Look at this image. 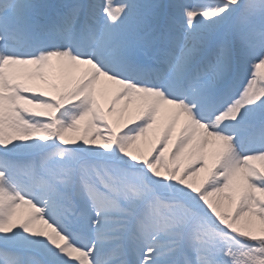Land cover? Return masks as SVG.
<instances>
[{"label":"snow or ice","instance_id":"obj_1","mask_svg":"<svg viewBox=\"0 0 264 264\" xmlns=\"http://www.w3.org/2000/svg\"><path fill=\"white\" fill-rule=\"evenodd\" d=\"M0 264H264V0H0Z\"/></svg>","mask_w":264,"mask_h":264},{"label":"bare ground","instance_id":"obj_2","mask_svg":"<svg viewBox=\"0 0 264 264\" xmlns=\"http://www.w3.org/2000/svg\"><path fill=\"white\" fill-rule=\"evenodd\" d=\"M70 135H76V134H70Z\"/></svg>","mask_w":264,"mask_h":264},{"label":"rangeland","instance_id":"obj_3","mask_svg":"<svg viewBox=\"0 0 264 264\" xmlns=\"http://www.w3.org/2000/svg\"><path fill=\"white\" fill-rule=\"evenodd\" d=\"M117 2H119V0H117Z\"/></svg>","mask_w":264,"mask_h":264}]
</instances>
